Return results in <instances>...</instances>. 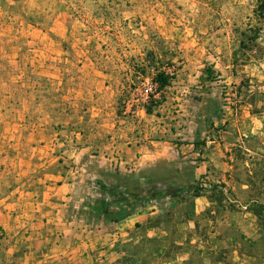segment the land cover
<instances>
[{
  "label": "rangeland",
  "instance_id": "374dc122",
  "mask_svg": "<svg viewBox=\"0 0 264 264\" xmlns=\"http://www.w3.org/2000/svg\"><path fill=\"white\" fill-rule=\"evenodd\" d=\"M259 5L0 0V241L28 229L16 210L43 180L65 176L81 181L96 228L124 219L136 196L179 190L151 201L171 233L119 240L111 264H264V217L249 209L264 202ZM158 72L170 84L147 98ZM151 127L161 162L130 170L122 147Z\"/></svg>",
  "mask_w": 264,
  "mask_h": 264
},
{
  "label": "crops",
  "instance_id": "0c3cea01",
  "mask_svg": "<svg viewBox=\"0 0 264 264\" xmlns=\"http://www.w3.org/2000/svg\"><path fill=\"white\" fill-rule=\"evenodd\" d=\"M154 129H142L129 137L122 147V165H132L130 170L137 171L161 162L153 148L159 142L153 138ZM62 178L61 182L43 180L45 185L40 194L36 193L37 198L23 203V214L16 210L15 217L28 218L29 227H13L0 241V264H111V256L116 253L113 248L119 240L143 231L161 238L171 233L170 223L167 218L163 220L165 216L156 201L140 204L114 225L91 226L85 220L92 212L89 204L83 206L79 200L81 181ZM180 226L190 225L182 221Z\"/></svg>",
  "mask_w": 264,
  "mask_h": 264
},
{
  "label": "trees",
  "instance_id": "16d2710c",
  "mask_svg": "<svg viewBox=\"0 0 264 264\" xmlns=\"http://www.w3.org/2000/svg\"><path fill=\"white\" fill-rule=\"evenodd\" d=\"M259 8L261 9L260 14H263L264 16V0H260V5ZM205 72L208 76V78H214V74H215V70L212 67H207L205 69ZM153 81L155 83H157L158 87L157 90L161 91L163 90L165 87H167L170 84V76L165 73V72H158L156 73V75L153 77ZM199 193V192H198ZM179 194V190H175V191H164V193H151L148 192V196L147 197H141V196H136V202H151L154 201L156 199H158L160 196H178ZM201 194V193H200ZM249 209L259 218V219H263L264 217V202L262 201H253L250 205H249Z\"/></svg>",
  "mask_w": 264,
  "mask_h": 264
},
{
  "label": "built area",
  "instance_id": "2783aa9c",
  "mask_svg": "<svg viewBox=\"0 0 264 264\" xmlns=\"http://www.w3.org/2000/svg\"><path fill=\"white\" fill-rule=\"evenodd\" d=\"M157 86V83L155 85H147L145 89L142 91V93L148 98L153 93V88ZM2 235V231L0 230V236Z\"/></svg>",
  "mask_w": 264,
  "mask_h": 264
}]
</instances>
